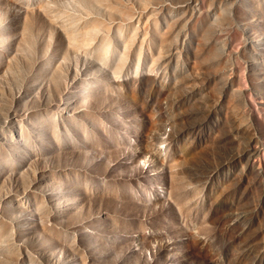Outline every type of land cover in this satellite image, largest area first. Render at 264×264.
<instances>
[{
	"label": "rangeland",
	"instance_id": "rangeland-1",
	"mask_svg": "<svg viewBox=\"0 0 264 264\" xmlns=\"http://www.w3.org/2000/svg\"><path fill=\"white\" fill-rule=\"evenodd\" d=\"M0 264H264V0H0Z\"/></svg>",
	"mask_w": 264,
	"mask_h": 264
}]
</instances>
